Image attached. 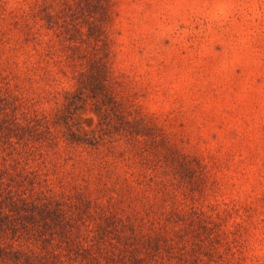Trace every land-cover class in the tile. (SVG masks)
I'll use <instances>...</instances> for the list:
<instances>
[{"label": "rangeland", "instance_id": "1", "mask_svg": "<svg viewBox=\"0 0 264 264\" xmlns=\"http://www.w3.org/2000/svg\"><path fill=\"white\" fill-rule=\"evenodd\" d=\"M89 1L0 0V124L48 118L0 137V170L37 171L81 233L159 240L164 264H264V0ZM101 59L121 109L58 119Z\"/></svg>", "mask_w": 264, "mask_h": 264}, {"label": "trees", "instance_id": "2", "mask_svg": "<svg viewBox=\"0 0 264 264\" xmlns=\"http://www.w3.org/2000/svg\"><path fill=\"white\" fill-rule=\"evenodd\" d=\"M86 3L91 8L90 1L86 0ZM81 4L80 1L78 6ZM80 8L86 10L82 6ZM104 15L107 17V13ZM111 80L110 71L102 59L91 62L89 68L80 73L76 90L65 92L63 108L57 111V118L63 119L65 113H71L70 110L83 108L89 98H92L97 112L107 115L109 111H115L121 102L110 90ZM4 120L0 124V137L3 136L2 140L14 145L28 141L36 134L43 135L41 130L47 126L48 118H35L32 124L33 121L23 124L16 118L6 117ZM64 123L69 125L68 115ZM78 133L71 131L70 142H87ZM92 137L88 139L91 140L89 143L94 141L93 144H97L99 137ZM37 175V171L14 174L8 167L0 170V263L164 264L156 252L161 242L152 236L137 238L132 231L131 235L108 241L103 224H98L96 230L88 229L81 233L78 223L81 219L77 218H84L85 213L77 212L75 216L74 208L77 204L72 203L71 198L59 199L48 193L43 188L46 179L42 180ZM106 220L108 226L118 230L116 219ZM74 229L77 231L74 232ZM30 244L41 245V250L31 248Z\"/></svg>", "mask_w": 264, "mask_h": 264}]
</instances>
